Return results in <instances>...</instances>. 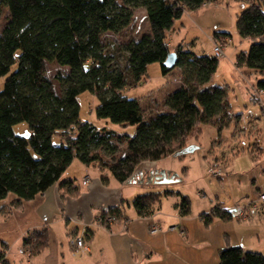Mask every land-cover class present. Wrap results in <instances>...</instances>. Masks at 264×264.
Here are the masks:
<instances>
[{
  "label": "trees",
  "instance_id": "trees-1",
  "mask_svg": "<svg viewBox=\"0 0 264 264\" xmlns=\"http://www.w3.org/2000/svg\"><path fill=\"white\" fill-rule=\"evenodd\" d=\"M216 0H0V16L6 7L9 20L0 32V211L21 206L59 182L63 193L80 194L74 179L62 175L79 159L87 166L107 171L120 183H128L143 161H157L176 155L187 146L188 137L200 124L210 123L221 132L231 122L239 121L228 101V88L211 85L219 59L185 50L183 43L174 49L168 41L174 22L185 11H195ZM248 6L239 14L237 31L251 41L248 50L237 54V66L264 74V0H240ZM136 8H144L151 31L124 45L108 47L103 41L107 32L120 33L133 21ZM215 40H231L232 34L216 31ZM171 52L177 60L172 68L163 63ZM56 61L70 71L58 74V92L45 74L44 63ZM152 63H159L161 73L178 67L181 86L165 99V110L145 115L141 100L122 92L136 86ZM256 86L264 91V79ZM90 91L99 100L96 116L122 126L134 125V135L120 134L108 127H98L81 120L78 96ZM26 122L24 134L15 126ZM123 146V154H114ZM110 154L111 163L104 160ZM104 183L108 182L102 175ZM168 186V185H167ZM178 195L177 207L182 217L191 213L187 195L166 188L137 195L131 203L122 199L114 207L100 211L98 221L110 227L126 218L127 205L137 215L150 217L163 197ZM127 204V205H126ZM200 218L209 226L215 219L233 217L222 205L204 212ZM92 230L86 236L91 238ZM226 237V236H225ZM227 238V237H226ZM228 239V238H227ZM49 244L46 228L33 229L23 238L24 247L33 255ZM0 264H11L6 250L0 252ZM218 264H264V253L226 245L219 251Z\"/></svg>",
  "mask_w": 264,
  "mask_h": 264
},
{
  "label": "rangeland",
  "instance_id": "rangeland-1",
  "mask_svg": "<svg viewBox=\"0 0 264 264\" xmlns=\"http://www.w3.org/2000/svg\"><path fill=\"white\" fill-rule=\"evenodd\" d=\"M247 6L245 1L240 0H216L206 3L196 11H185L184 16L175 21L178 27L168 34V41L172 49H174V45L183 43L185 50L194 51L199 55H214V45L218 44L222 47L225 56L218 58L219 63L212 84L228 88V101L232 112L235 114L243 112V117L239 121L231 122L221 132L214 124H200L201 130L197 132V129H194L187 138V144L198 145V149L182 156L169 155L157 161H143L136 168V171H143L145 176L147 175L145 170L150 168L172 170L182 177V182L168 186L144 183L146 184L143 186L144 188H141L140 183L132 184V186L139 187L142 192H162L168 187L187 195L191 200V213L186 217H194L195 223L199 221L202 213L210 212L218 205V196L221 200L229 196L232 187L256 198L264 192V152H261V149L264 151V91L259 90L256 86L258 80L264 79V74L240 68L236 62L238 52L248 50L251 44L249 39H244L239 35L236 27L239 14ZM8 20V9L4 7L0 16V32ZM150 31V23L144 8H136L132 23L120 33H105L103 41L108 47L124 45ZM216 31L231 33V40L223 39L217 42L214 38ZM211 39H214V45ZM44 70L45 74L53 81L56 90L61 92V86L56 76L60 73H68L70 68L61 66L56 61H46ZM181 75V70L178 67L163 75L160 64L152 63L139 84L125 86L122 92L130 98L140 99L144 113L148 116L151 112L166 109L165 99L170 92L181 86ZM4 82L5 77L0 78V90L3 88ZM78 101L81 108V120L90 121L98 127L106 126L120 134L131 136L135 134L136 126L134 125L122 126L106 119H99L95 112L99 100L92 92L81 93L78 96ZM261 112L263 117L262 114L260 115ZM254 122H258V125H252ZM27 127L28 124L22 122L15 126V131L24 134L28 130ZM122 148L123 146L114 154L115 158L123 154ZM218 157L223 158L222 161H216L215 159ZM104 160L111 163V155L104 153ZM80 164L82 162L77 159L66 170L68 174L77 176L78 180L83 176ZM215 168L222 169L221 176L212 174ZM101 172L106 176L110 175L107 171ZM66 176L63 175V177ZM75 182L78 183L76 179ZM8 198L15 197L10 194ZM133 199H129L130 203ZM180 201L181 198L178 195L163 197L161 203L156 206V212L166 214L168 211L179 210L177 205ZM1 203H6V201ZM29 203L22 209L12 208V212L0 211V252L6 250V259L11 264L36 263L40 258H35L32 249L23 245V237L33 228L32 226L36 222L37 224L44 222L42 218L45 214L41 215L38 210L40 203L38 201ZM51 207L52 205L48 204L46 208L51 209ZM129 210L127 205L125 211L131 215ZM243 219L245 218H238V220ZM179 232L181 233L180 230ZM190 241L189 245V242L185 246L181 245V248L184 247L187 259L192 255L196 258L199 256V258H204L208 255L213 258L215 256L217 251H214L209 238L207 239L202 233H197V235L193 233ZM23 247L24 250L29 249L31 254L20 253L19 249ZM217 262L219 263L218 252Z\"/></svg>",
  "mask_w": 264,
  "mask_h": 264
},
{
  "label": "crops",
  "instance_id": "crops-1",
  "mask_svg": "<svg viewBox=\"0 0 264 264\" xmlns=\"http://www.w3.org/2000/svg\"><path fill=\"white\" fill-rule=\"evenodd\" d=\"M181 24L184 25L183 22ZM177 27L174 22L169 33ZM211 40L214 45V39ZM211 85L214 86L212 82ZM252 125H258V122ZM261 152L264 151L261 149ZM222 159L218 157L215 160L222 161ZM76 160L77 158L72 164ZM80 169L83 176L79 180L77 176L68 174L67 171L63 174L67 176L61 177V180L78 181L76 183L80 189L78 196L63 193L57 182L44 193L37 195L35 199L23 202L21 206H10L14 198L5 200L9 206L1 212H12V208L22 209L30 204L29 202L40 203L38 210L41 215L45 214L42 218L44 222L41 224L36 222L31 230L46 228L49 233V244L35 255V258L40 257L37 264H217V252L219 253L226 245L241 246L245 250L264 253V203L259 212H249L243 220L215 219L209 226L205 225L201 218L195 223L194 217H182L179 210L168 211L166 214L155 212L150 217H141L129 204L131 215L125 211L126 218L115 221L107 227L98 221L101 210L119 205L122 199L130 203V198L133 199L135 195L143 192L139 187L132 186L136 183H120L111 175L107 176L108 182L104 183L101 170L94 165L87 166L82 163ZM86 177L89 179L88 183H84ZM141 185V188H144L146 184ZM258 198L250 196L249 193H241L232 187L229 196L223 200L217 197V203L229 210L233 206L257 201ZM48 204L52 205L51 209L46 208ZM154 223H157L161 229L158 233L151 234L150 227ZM87 229L93 232L89 239L85 237ZM193 233L195 235L202 233L207 239L209 238L214 251H217L213 258L210 255L204 258H199L200 256L196 258L192 255L187 259L184 247L181 248V245L185 246L188 242V245L191 244L190 238ZM73 236H84L91 251L76 252L71 244Z\"/></svg>",
  "mask_w": 264,
  "mask_h": 264
},
{
  "label": "built area",
  "instance_id": "built-area-1",
  "mask_svg": "<svg viewBox=\"0 0 264 264\" xmlns=\"http://www.w3.org/2000/svg\"><path fill=\"white\" fill-rule=\"evenodd\" d=\"M213 53H214V56L217 58H221L222 56H225V53H224L222 47L218 44L214 45ZM214 170L215 171H213V173H212L213 175L221 176L222 169L215 168ZM88 181H89V179L86 177L84 179V183H88ZM263 203H264V193H261L259 195V198L257 201H249L246 204L234 206V207L229 209V212L232 215V217H234V218H246L248 216L249 212L250 213L259 212L261 210V207L263 206ZM108 221L111 224V223L115 222V219L109 218ZM159 231H160L159 225H157L156 223L151 225V227H150L151 233L155 234V233H158ZM71 244L75 248V251L78 253H88L91 251L90 245L86 241L84 236H75L71 240ZM19 252L22 254H24L26 252L28 254H31L29 249L24 250V247L20 248ZM31 264H36V263H31Z\"/></svg>",
  "mask_w": 264,
  "mask_h": 264
},
{
  "label": "water",
  "instance_id": "water-1",
  "mask_svg": "<svg viewBox=\"0 0 264 264\" xmlns=\"http://www.w3.org/2000/svg\"><path fill=\"white\" fill-rule=\"evenodd\" d=\"M177 60L176 52H171L167 60L163 63L165 67L172 68ZM198 145L191 144L183 149L181 152L176 155L191 153L198 149ZM148 177L145 180L143 171H136L132 176V179L128 183H140V184H152V185H173L176 183L182 182V177L175 171L160 169V168H150L146 169ZM140 176V177H139Z\"/></svg>",
  "mask_w": 264,
  "mask_h": 264
},
{
  "label": "flooded vegetation",
  "instance_id": "flooded-vegetation-1",
  "mask_svg": "<svg viewBox=\"0 0 264 264\" xmlns=\"http://www.w3.org/2000/svg\"><path fill=\"white\" fill-rule=\"evenodd\" d=\"M144 177H145V179H147L148 175H146V176L144 175ZM218 177H219V176H218Z\"/></svg>",
  "mask_w": 264,
  "mask_h": 264
}]
</instances>
